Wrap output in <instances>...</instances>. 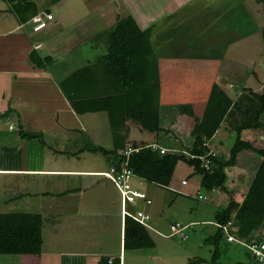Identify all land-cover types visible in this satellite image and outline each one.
I'll list each match as a JSON object with an SVG mask.
<instances>
[{
    "label": "crops",
    "instance_id": "obj_1",
    "mask_svg": "<svg viewBox=\"0 0 264 264\" xmlns=\"http://www.w3.org/2000/svg\"><path fill=\"white\" fill-rule=\"evenodd\" d=\"M151 3L155 4L156 0ZM151 3L145 1L141 10L149 9ZM159 3L160 0H158ZM158 12L164 13L165 10L158 9ZM46 14H50L52 20L42 30L34 31L32 20L21 24L8 4L0 0V210L5 209L0 213H27L41 217V253L40 255L16 256L19 257V264H97L105 256L117 257L119 254L123 255L124 264H126V251L139 252L141 250L124 248L125 217L122 216L121 198L113 183L102 175L108 172L114 164L109 157L88 151L91 148L112 150L117 140L115 138H111L112 141L108 140L110 137L107 132L111 126L107 113L77 114L60 89V84L72 73H67L68 64L64 63L63 66L55 68V63L60 59L59 55H64L66 52L69 54L71 50L67 39L61 40L58 34L62 28H59L62 21L55 20L50 9L42 12L38 9L39 18L45 17ZM148 14L149 11H146L142 16L143 19L137 20L135 14L127 12V15L133 17L141 30L151 29L152 35L156 38L163 34L161 29L158 32L153 30L157 24H162V18L153 22L151 18L150 20L144 18ZM164 14L167 18L169 12ZM117 19L118 16L115 15V23ZM179 27L185 26L179 25ZM179 27L168 30L173 31ZM55 38L62 44L56 45ZM188 41L189 39L185 40L183 37L178 40V47L186 51L187 60L211 59L194 57L195 53H199L197 50L192 51L191 48L186 49ZM202 48L203 46L200 52L204 55L208 54L203 52ZM32 52L35 55H32ZM154 53L159 64L161 60L171 59L155 51ZM209 54L210 57L213 55ZM31 55L33 59L45 60V63L49 58V65L39 67L32 60ZM185 79L189 80V77ZM193 79L198 80V77L195 76ZM181 80L180 87L174 94L176 104L174 111L179 112V108L184 111L183 114H179V120L175 124L177 130L174 127L168 131L161 126L163 130L160 133H150L136 122L128 120L122 129L124 138H118L117 141L118 144L123 142L121 150L124 151L128 146L148 145L154 146L152 149L154 151L164 148L168 152L181 148L180 134L186 131L185 128L188 132L198 124L202 114L198 112L203 111L209 96V89H204L205 99L197 106L194 98L190 97V92L192 90L201 92L202 87L195 83L193 84L196 86H192V82L187 87L188 82L183 78ZM261 85L264 86L263 83ZM225 92L233 102L239 98L232 97L235 96L234 91L232 96L227 91ZM166 96L161 86L160 117L161 108L167 100ZM198 107L202 109L198 111ZM100 114H104L102 116L104 122L96 126V119H99ZM198 115L199 120L196 121ZM229 122L230 120L223 121L215 135L207 141L210 150L213 147V150L217 151L215 148L218 147L219 156L225 153L226 148L224 147L229 145L228 151L235 141V137L221 138L224 133L235 134L228 126ZM245 132L241 133L242 139H244L242 134ZM162 133L173 137L171 139L178 140V146L170 142V138H164L165 141L159 138ZM77 138L83 139L81 146L78 145ZM86 139H90L93 144L86 146ZM73 144L75 148L73 147L71 151L70 147ZM131 186L137 192L145 194L150 204L138 201L134 204H127L126 208L133 213L142 211L149 217L147 223L151 226L150 235L155 246L156 240L153 234L168 238V234L165 235L161 231L167 225L163 219L165 214L160 211L165 207V202H169L168 198L171 196L169 193L173 191L180 194V191L173 179L168 188H160L134 176L131 179ZM173 196L175 198L173 203L171 205L167 203L168 209L176 201V196ZM179 220L176 222L181 223ZM212 221L213 219L191 220L186 225L192 226L199 222H206L213 226ZM173 223L175 222L168 224L170 226ZM46 232L55 242L50 243L53 247L48 244V250H44L43 247V236ZM259 232L262 234V230ZM57 240L66 241V245L61 249H56L55 247L60 242ZM188 262L189 264H207V262L203 263L195 259H189ZM208 264L211 263L208 262Z\"/></svg>",
    "mask_w": 264,
    "mask_h": 264
},
{
    "label": "trees",
    "instance_id": "obj_2",
    "mask_svg": "<svg viewBox=\"0 0 264 264\" xmlns=\"http://www.w3.org/2000/svg\"><path fill=\"white\" fill-rule=\"evenodd\" d=\"M4 1L21 24L31 21L38 14L37 5L33 0ZM59 1L61 0H50V3L56 4ZM257 1L263 3L264 7V0ZM179 30L183 37L185 36L183 33H188V29L184 27L178 28L177 31ZM162 35V39H158L159 36L154 38L151 29L141 30L130 15L118 17L110 30L96 36L104 44L105 54L94 60L92 64L73 72L60 84V89L66 95L73 110L77 114L107 113L115 140L124 138L122 129L128 120L136 122L147 132L160 133L163 130L159 101L161 79L154 48L157 41L163 40L165 33ZM176 37H181L178 32ZM170 42L172 43V40ZM175 42L174 40L173 43ZM193 43V40H189L186 49L195 50ZM197 46H199L197 48L199 54L195 53L193 56L201 57L202 46ZM218 53L221 56L222 51ZM31 54L35 55L33 52ZM202 58H210V54H203ZM32 60L39 67H46L50 59L48 58L46 63L43 59L32 58ZM182 109L186 108L182 107ZM178 111L184 113L180 108ZM263 115L264 86L262 92L242 93L237 101L233 102L218 84L212 83L201 118L192 129L191 145L180 142L181 148L163 154L143 146L128 158L127 168L132 171L133 177L146 183L168 188L176 166L184 163L191 167L195 174L201 176V187L205 192L209 194L218 189L228 197V204L217 209L213 214L212 223L215 231L212 237L204 240L206 244L212 245L211 257L209 261L199 259L197 260L199 262L224 264L221 256L227 254L232 245H239L237 242L226 240L222 226L228 222L231 226L227 233L235 240L244 244L252 240L264 241V235L259 232L264 231V149L254 148L251 142L241 138L243 131L264 129L261 121ZM225 120H230L228 126L235 133V141L228 151V156L217 154L212 157L209 155L210 148L207 141L215 135ZM117 141L112 150L91 148L88 151L109 157L114 164L112 167L119 168L125 157L121 150L123 142L118 144ZM246 150L253 152L258 158V164L241 202H237L234 199V192L224 185L227 178L225 169L235 166L239 154ZM203 159L210 160L209 170L203 167ZM171 193L175 196L179 195L173 191ZM175 223L179 222L175 221ZM148 225L147 228L126 217L124 248L137 250L153 248L154 242L150 235L152 229L150 224ZM170 226L168 238H177L179 235H170ZM193 226L196 225H187L183 229L184 240L188 239V230H194ZM41 246L39 215L0 213V255H40Z\"/></svg>",
    "mask_w": 264,
    "mask_h": 264
},
{
    "label": "rangeland",
    "instance_id": "obj_3",
    "mask_svg": "<svg viewBox=\"0 0 264 264\" xmlns=\"http://www.w3.org/2000/svg\"><path fill=\"white\" fill-rule=\"evenodd\" d=\"M33 1L41 12L50 9L54 19L62 21L59 24V28H62L58 34L61 40L67 39L71 51L69 54L66 52L64 55H59L60 59L55 63V68L63 66L64 63L68 64L67 73L70 74L92 64L104 53V44L96 36L107 32L114 26L115 15L118 17L127 16V12H130L135 14L137 20H141L145 12L149 11V14L144 18H149V20L151 18L153 22L162 18V24H157L153 30L158 32L161 29L160 31L163 33L166 32L165 39L157 41L154 50L157 54L171 57V59L166 58L161 60L160 64L158 63L161 86L167 95V100H163L165 104L161 108V126L168 131L170 128H174L179 120L180 112L174 111L176 106L174 94L180 87L182 78L185 81V78L189 77L190 82L186 80L187 87L191 82L192 86L202 87L201 92L193 90L190 92V97L194 98V103L197 106L205 99L204 89H209L212 83L218 84L223 91H227L231 96L234 91L235 96L232 97L235 98L241 96L242 93L262 92L261 84L264 85V7L263 3L257 0H171L172 3L169 0H160L159 4L158 0L155 4L151 3L154 0H61L56 4H51L50 0ZM145 1L151 3L149 9L141 10ZM158 9L169 12L168 17L166 18L165 12H158ZM36 17L38 16L36 15L34 18ZM40 19L45 20L46 17ZM148 25L150 26L151 23ZM179 25L188 29V33H183L184 37L181 30L177 31L178 28L173 31L168 30L176 26L179 27ZM177 32L183 39L193 40V46H195L193 51L198 50L199 46L197 45L203 46V52L213 54L211 59L187 60L186 51L180 50L178 47ZM162 36L160 35L158 39H162ZM169 39L172 40V43ZM56 40L55 38L56 45L62 44L61 41ZM174 40L175 43H173ZM219 51H222L223 55L220 56ZM174 54L175 58H173ZM202 55L201 53V57ZM195 76L198 77V80L193 79ZM197 109L200 111L202 108L198 107ZM102 116L104 114H100L99 119H96V126L104 122ZM198 120L199 115L196 121ZM261 121L264 124V115L261 117ZM174 129L177 130L176 127ZM184 130L186 131L180 134L181 143L191 145L192 128L188 132L186 128ZM107 133L110 137L108 140L112 141L113 130L108 128ZM242 135L244 139L251 141L254 148L264 149V130L246 131ZM234 137L235 134L224 133L221 138ZM159 138H163V141H165L164 138H170V142L178 146V140L171 139L173 137L168 135L165 136V133L160 134ZM101 139L103 140V138ZM86 140V146L89 147L93 144L90 139ZM77 141L78 145L83 144V139L77 138ZM163 141L162 143H164ZM110 145L111 143L108 144V147ZM228 146H223L226 148L225 153H222L225 156H228L229 153ZM73 147L75 148L74 144L70 147L71 151ZM214 147H216L215 144ZM211 148V152L216 155L219 153H217L218 147L215 148L217 151L213 150V147ZM257 164L258 158L252 151L246 150L239 154L235 166L225 169L227 178L224 185L228 190L234 192V199L237 202H241ZM176 167L172 179L178 186L180 194L176 196L173 206L168 209L167 203H170L174 198L173 194L169 193L171 195L168 198L169 202H165V207L160 211L165 214L163 219L167 226L161 230L165 235L169 232V222L180 219L182 226L187 227L186 224L191 220L207 221L213 218L217 209L226 206L229 202L228 197L218 189L209 194L205 192L201 187V176L195 174L191 167L184 163H179ZM183 180L187 185H181ZM10 182L14 184L13 181ZM191 208L194 210L191 211ZM3 210L5 209L1 208L0 211ZM195 225L193 226L194 230H188L187 240L179 236V238H166L153 234L156 245L151 249H143L139 252L126 251V264H189V259L209 261L212 245L206 244L204 240L212 237L215 227L209 226L206 222H199ZM179 235L183 236L184 234ZM262 235H264V231ZM43 241L44 250H48V244L53 247L50 244L53 240L47 232L43 236ZM57 241L60 242L55 247L56 249H61L66 245L64 240ZM221 259L224 264H257L250 252L240 245H232L229 252L223 254ZM0 264H19V257L0 255Z\"/></svg>",
    "mask_w": 264,
    "mask_h": 264
},
{
    "label": "built area",
    "instance_id": "obj_4",
    "mask_svg": "<svg viewBox=\"0 0 264 264\" xmlns=\"http://www.w3.org/2000/svg\"><path fill=\"white\" fill-rule=\"evenodd\" d=\"M46 19L42 20L39 17L33 18L34 20V31H39L46 27L47 23L52 20V16L50 14L45 15ZM145 147H150L154 149V146L148 145ZM141 149V147H135V146H128L124 151L123 155L125 157L124 162L119 166V168L111 167L108 172L103 173L102 175L107 178L113 185L116 187L117 191L119 192L120 198H121V204H122V216L123 217H130L133 220L137 221L138 223L142 224L145 227H149L147 220L148 216L142 212L137 211L135 213L129 212L126 208L127 204H134L138 201H142L145 204H150V201L146 199L145 194L137 192L134 190L131 186V179L133 177V173L130 169L127 168V161L129 156L134 153L138 152ZM158 152L160 154H163L166 152L164 148H159ZM210 156L214 157L216 154L211 152L209 153ZM203 167L206 170L210 169V160L209 159H203ZM186 184V181H182V185ZM201 198V196H199ZM218 226V225H216ZM231 223L228 222L226 225L222 226V229L224 231V234L226 236V240L228 242H237L239 245L244 246L252 255V257L259 263L264 264V242L263 241H257L252 240L250 243H241L237 240H235L232 236L228 235L227 231L230 228ZM186 226H181L180 223H175L170 226V235L176 236V235H183V229H185ZM180 236V235H179ZM185 237V236H181ZM97 264H124L123 255L119 254V256H105L101 258Z\"/></svg>",
    "mask_w": 264,
    "mask_h": 264
},
{
    "label": "clouds",
    "instance_id": "obj_5",
    "mask_svg": "<svg viewBox=\"0 0 264 264\" xmlns=\"http://www.w3.org/2000/svg\"><path fill=\"white\" fill-rule=\"evenodd\" d=\"M32 21L34 22V20H33V18H32ZM42 30V29H41ZM152 149V148H151ZM211 151V150H210ZM166 152H167V150H166Z\"/></svg>",
    "mask_w": 264,
    "mask_h": 264
}]
</instances>
